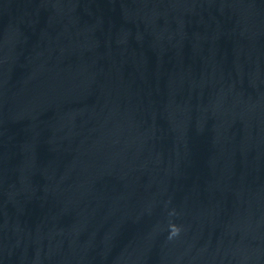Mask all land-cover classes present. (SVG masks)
Segmentation results:
<instances>
[{"label":"water","instance_id":"1","mask_svg":"<svg viewBox=\"0 0 264 264\" xmlns=\"http://www.w3.org/2000/svg\"><path fill=\"white\" fill-rule=\"evenodd\" d=\"M0 264H264V0H0Z\"/></svg>","mask_w":264,"mask_h":264}]
</instances>
